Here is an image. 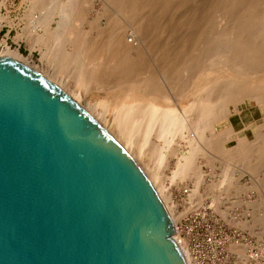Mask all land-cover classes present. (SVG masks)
<instances>
[{"label": "water", "instance_id": "water-1", "mask_svg": "<svg viewBox=\"0 0 264 264\" xmlns=\"http://www.w3.org/2000/svg\"><path fill=\"white\" fill-rule=\"evenodd\" d=\"M131 155L59 85L0 54V264H187Z\"/></svg>", "mask_w": 264, "mask_h": 264}, {"label": "bare ground", "instance_id": "bare-ground-1", "mask_svg": "<svg viewBox=\"0 0 264 264\" xmlns=\"http://www.w3.org/2000/svg\"><path fill=\"white\" fill-rule=\"evenodd\" d=\"M91 1L92 0H66L61 4V15L59 20L57 21V30L52 34L51 37L44 40L46 41L45 43L47 44V48L43 54V59L48 70L43 71L33 64L29 63L28 60L24 58V56H22V54L17 49L13 50L5 42L3 44L0 43V54L12 57L40 71L42 74L50 78L66 93H68L75 101L82 105L108 131V133H110V135L118 143H120V145L131 155V157L138 165L139 163L136 161V157H138V159H146L150 169L146 171V169L144 170L141 165L139 166L142 168L151 184L156 189L159 197L164 202L173 223L175 224L176 219L174 216V206H169L168 203L170 199V186L168 187L167 184L169 183L166 184L162 177V167L169 163V160H171V158L176 157L177 161L175 160V162L177 163H175V165H177V168L173 174V178L178 180L194 179L196 181V184H201L203 175L201 173V170H199L201 164L198 166V156H200L199 154L202 152L203 154L205 153L203 149H201L202 145L200 146L202 142H199V145L197 144V142H195V140L193 139V132L190 133L189 127L181 114L176 109L170 108L165 104L168 99V95L164 92V87L162 86L157 76L158 74L163 76L165 78V82L168 84L166 86H169L168 88L171 89L173 88V90L181 96L184 90H182L183 88L181 89L180 86L185 83L187 86H190V93L188 91L190 96L188 98H186V96H183L184 99L186 98L184 103V111L186 114H184V116L186 115L187 118H189L192 123V130L194 131L196 136H198L203 141V143H206V145H208L212 150H215L221 154H231L234 156L235 154L237 155L240 152H244V157H246V155L249 154L247 149L250 144L252 146L253 143H248L249 140L245 138V136L238 137L237 135L235 143L231 142L236 132L234 133L232 125L230 124V117L234 113H240L242 106L247 104L248 102L264 106V0H216L213 4L211 3L208 9L209 12L207 13V16H209V18L211 16V13V18H214L217 11H226L229 14V19L224 27L220 28L216 32L213 31L210 38H206L207 36L205 34L207 31L204 33L205 30L201 31L200 37H197V40L195 38L196 42H204L206 44L205 46H208L211 42L214 43L217 40V42L220 41V46H217L215 58L208 63V68L206 70L202 68L203 54H201L200 52L193 57V55L190 56L189 54H187L184 48H181V50L178 48L180 52L179 54L177 53V55L176 52L178 50L175 48V54L177 56H173V51L171 52V49H168V51L171 52L168 54L172 55L169 56L166 51L167 45L165 44L161 46L163 47L160 48L161 50L159 49L161 53H165L163 54V56L165 55L164 58H162V54L159 56L162 58L161 60L163 63L161 64V62H157L158 66L161 64L159 66V73L155 75L152 72L150 76L148 75L149 78L144 80V78H146L145 75L144 77L140 78V80L143 78V81L141 80L140 82L136 81L139 80L136 79V77L138 76V73L139 76H143L142 73L144 72L141 71L144 70V67L142 68L143 70H141L139 66L142 67L146 63L142 61L144 65H139L136 60L138 58L141 60L144 59V54L142 53H144L143 51L145 49H142L143 51L141 53L140 48L137 49L136 46H133L136 48L133 51V47H131V44L129 45L127 43H124L123 38V40H121L123 41V44L119 42V39H115L113 37L115 33L112 36L111 33H108V35L106 32L102 31L103 34L106 33L108 36L111 35L110 37H108L106 34H104L108 38H106V36H103L104 40L106 39L105 41H103L102 33H100L101 31L99 32V23L96 22L99 18H95L97 20L91 21V25H93V27L91 26L92 28L90 30H85L80 27L81 21H83L84 15H86V13L84 14V5H86L87 7ZM110 1L113 2L115 6L121 11L128 13L127 15L129 16L130 20H132L130 18V16H132V18L134 19L132 23H135V21H137L138 19H142L143 21L147 19L148 21L154 22L156 20L155 13H170L171 16L169 17H172V15H174V13L172 12H174L177 7V5L175 6V4L173 3L175 1L177 3L178 1L179 7L182 5H186L189 0ZM165 15L169 14H164V16ZM37 20L38 19H35L32 22L31 25L33 27H36L35 25ZM109 20L110 19H108V21ZM142 20L137 21L138 25L139 22L140 24H146L145 21L142 22ZM208 22H211V20H209ZM151 23L152 22L149 23L150 29L152 27ZM220 23L222 24L223 22L220 21ZM114 24L115 23L113 22V24L111 25L116 29V26L118 24ZM149 24L147 27L148 29ZM97 25L99 29L97 28ZM139 27L143 31V25H139ZM139 27L137 26V28ZM137 28L135 33H137ZM118 29H120V27ZM94 30L95 32L96 30H98L97 34H95ZM146 30L144 31V33L146 32ZM30 31L32 32L31 29ZM138 32L141 31L138 30ZM147 34L150 35L149 33ZM147 34L146 36H143V34L140 33V35H142V38L147 37ZM29 35L30 34H28V36ZM117 35L118 38H120V34ZM136 35L139 36V33H137ZM32 37L33 36L31 35L29 36L32 48L36 46V43H40L43 40L41 36L33 38ZM149 38L147 37V39ZM151 38L154 40L156 37ZM187 41L183 40L182 45L187 44ZM118 43H121L120 46L127 44L128 47L125 48H128V51L122 52L123 55L124 53L126 55L123 56L125 57L123 60H121L123 58H121L122 53L120 54L117 51L120 56L118 54L115 55V57L117 56L120 60L117 59L116 62V58L113 54L115 51L114 48H117L116 50H118V48L126 50L123 47L120 48ZM149 43L146 44L149 45ZM114 44H117L119 47H115ZM150 45L153 46L152 43ZM156 45L158 46V43ZM112 46H114V48L111 49ZM111 50L114 51L111 53L109 52ZM136 50H138L139 56L135 60L137 65H139L138 67L136 65L137 69L133 66L135 64H133L132 61L134 60L130 59L134 58L133 56L131 57L130 54L134 53ZM155 50L156 48L154 49V51ZM139 51L143 55V57L141 58V54H139ZM149 51H152L151 48L149 49ZM157 54L158 53L155 54L156 59ZM114 61L116 62V64ZM112 62L114 64H112ZM147 64L149 65L148 62ZM149 66H147V69H145L146 72L148 71V69L149 71H151ZM133 67L135 68L134 71L139 69L141 71L139 70L140 72L135 71L133 73ZM221 70L225 71L226 74H220ZM105 71H108L109 73L111 72L114 76L116 74V77L120 76L118 78L113 76L114 79H117H115L116 81L114 80L115 85L116 82H122V84L120 83V85H123L125 76L132 74L133 79H135L134 82H138V84L134 85L141 86L139 85V83H142V85H144L147 89L145 91L148 93V95L150 94V98L149 100H147V104H144L137 109H125L117 116L116 120L118 121V126L120 127L119 138H116L112 133V130L106 127V122L103 117H97L95 114H92L91 110L81 104L78 96L68 90L66 88V85H64L61 81H59V79H57V75L62 74L68 81L73 80L75 82V86L78 85L84 88L85 91H88L90 88L92 89V87L94 88L95 86H101V88L104 86L105 88V84L107 83L104 82L105 79L103 81V78H100V75ZM129 76H126L128 77L127 79H129V82L133 81L130 80L131 78ZM109 79L113 81V78ZM109 81L110 80H108L107 82ZM111 81L109 85H111L112 83L114 84V81ZM125 81L127 82V80ZM129 82H127V84L124 83V86L128 85ZM111 86H109V89ZM113 87L115 86L113 85ZM127 88L129 87L127 86ZM166 91L168 92V90ZM187 94L184 93V95ZM98 118H100V120H98ZM261 134L262 133L260 132L259 135L261 136ZM176 138L186 141L185 143L188 146L186 149L188 150L184 154L180 155V141H176ZM181 144L183 145V143ZM257 144L259 146V149L256 148L257 151L263 150L262 152H264V135L259 138ZM256 149L253 148L254 151ZM151 173L159 176V178L162 179L161 186H159L155 182ZM230 177V174L227 172L222 179V182L224 184L229 182L224 195L232 194L233 192L239 193L240 191H243V187H241V185L237 183V181L235 182L233 180H230ZM216 185L220 188L221 186L223 187V185L220 183L215 184L214 186ZM198 189L199 188H194L195 191H193L192 197H196L195 195L198 194ZM219 196L221 195L219 194ZM263 221L264 220H262V222ZM241 255L244 256V254Z\"/></svg>", "mask_w": 264, "mask_h": 264}, {"label": "rangeland", "instance_id": "rangeland-1", "mask_svg": "<svg viewBox=\"0 0 264 264\" xmlns=\"http://www.w3.org/2000/svg\"><path fill=\"white\" fill-rule=\"evenodd\" d=\"M65 1L66 0H0V43L3 44L5 42L13 50L17 49L22 54V56H24V58L28 60L29 63L33 64L37 68L43 71L48 70L46 63L43 59V54L47 48V44L45 43L46 41L44 40L51 37L52 34L56 32L57 21L59 20L61 15L60 6ZM215 1L216 0H189L186 3V5L184 6L182 5L179 7H178L179 5L178 1H177L178 4L175 1L173 4H175V6L177 5V7L174 10V12H172L174 13L172 17H169L171 16L170 13H164V14H169L165 16L164 14L155 13L156 20L153 22L145 19L144 21L146 24L142 23L144 22L142 19H138V20H142L141 22L142 24H140L139 22L140 26L143 25L142 27L143 31H142L138 25L137 22L138 20L135 21V23H132V21H134L132 16H130V18L132 19L130 20L129 16L127 15L128 13L121 11L110 0H92L87 7L86 5H84L86 9V10L84 9L85 11L84 14L86 13V15H84V19L83 21H81L80 27L85 30H90L93 27V25H91L92 24L91 21L97 20L95 18H99L100 20L98 19L96 22L99 23L100 29L98 28V25L97 28L99 29V32L101 31L100 33H102V38L103 36H106L108 33L109 34L111 33L112 36L115 33L113 37L115 39L117 38V40L119 39L120 40L119 42L122 43L124 41V43H127L129 45L131 44V47L136 46L137 49L138 48L141 49V53L143 51L142 49H145L143 51L144 53H142L144 54V57L139 51V54L142 55V56L140 55V58L143 57L144 58L143 60L138 58L139 57L138 50L130 54L131 57L132 56L134 57L130 59L134 60L132 61V63L135 64L133 65L135 68L137 63L139 65H144L142 61L146 63L142 67L137 65V67L139 66L141 70L144 69L143 71H141L138 68L141 72L145 73V74L142 73L143 76L141 75L139 76L138 73L139 78L137 75H136L137 77L135 76L136 79H139L136 80L138 82H140L141 80L143 81V78L141 80L140 78L144 77L145 75L146 78H144V80L149 78L152 72L155 75L159 73L160 70L159 66L163 63L161 59L164 58L165 56V55L163 56V54L165 53H161L160 48H163L161 46L165 44L167 45L166 46L167 54L173 51L172 54L175 57L179 54L180 52L179 49L181 50V48H184L187 54H189L190 56L193 55V57L200 52L201 54H203L202 68L206 70L209 66L208 63L215 58L217 46L218 47L220 46V41L217 42L218 41L217 40L214 43L211 42L208 46H205L206 44L204 42L201 41H199V43L196 42L197 37H200L201 31L205 30L204 33L207 31L205 34L207 36L206 38L208 37L210 38L212 32L213 31L216 32L220 28L224 27L229 19V14L226 11H221V12L217 11V13H215L214 18H211L212 16L211 13L210 14L211 19L209 18V16H207V13L209 12L208 9L210 7L209 5L211 3L213 4ZM35 19L38 20L36 21V25H35L36 27H33L31 24ZM108 19H110L109 21H111L112 23L109 22ZM111 19L114 21H112ZM209 20H211V22H208ZM220 21H222L223 23L221 24ZM113 22L115 23L114 25L116 24L119 25L116 26V29L114 26L111 25L113 24ZM150 22H152L151 29L149 24ZM134 24L136 27L134 26ZM148 24H149V29L147 28ZM137 26L140 29L137 28ZM117 27L118 28L120 27V29H118ZM136 28L141 31L138 32L137 30V33H139L140 37L136 35L137 33H135ZM144 28L145 30L147 29L146 32L148 31L147 33H149L150 35H148L146 32L144 33L145 31ZM30 29L32 30V32L30 31ZM102 31L106 32L107 34L104 33L106 34L104 35ZM97 32L98 30H96L95 34H97ZM150 32L153 34V36ZM140 33L143 34V36H146L147 34L148 38L150 36V38L156 37L157 39L155 38L153 40L151 38L150 40V38L147 39V37L142 38V35H140ZM28 34H30L33 37L41 36L43 40L42 41L40 40L41 42L36 43V46L32 48L31 47L32 44L30 43L31 41L29 39L30 35L28 36ZM117 34H120L121 39L118 38ZM107 36L106 38L110 37ZM182 39L184 41L188 40L187 44L182 45L183 42ZM105 40L103 38V41ZM121 43H118V45L120 46ZM146 43H149V45ZM151 43L153 44V46L150 45ZM157 43L158 46L156 45ZM127 44L121 45L120 48L128 47ZM118 45L114 44L115 47H119ZM114 46H112L111 49L114 48ZM148 47L149 49L151 48L152 51H149ZM136 48L133 47L132 48L133 51ZM155 48L156 50L159 51L158 52L155 50L156 53H158L157 59L155 55L156 53L154 51ZM175 48L178 50L177 52ZM114 49L115 51L114 50L109 51L111 53L114 51L113 53L114 57L119 53L121 54L122 52L128 51L127 50L128 48H125L126 50L119 48L118 50H116L117 48ZM168 49L169 50L171 49V52L168 51ZM117 51L119 53H117ZM175 52L176 54L177 53L178 54L176 55ZM161 54L163 56L162 58L159 57ZM168 55L170 56L171 54ZM123 56H126L125 53L124 55L123 53L121 54V58ZM115 58L117 62L118 57L116 56ZM124 58L125 57H123L121 60H123ZM136 58H138L139 61L138 59L136 60ZM135 60L137 61V63ZM147 62L149 63L150 66L147 64ZM157 62L158 63L161 62V64L158 66ZM112 64L114 63L112 62ZM147 66H149L151 71H149V69L147 72L145 71V69H147ZM134 67H133V73L135 71L138 72L139 70L134 71L135 69ZM108 71L103 72L100 75V78H103V81L105 79L104 82L109 85L111 81V79L109 78H113L112 80L114 81L116 78L120 76L116 77L115 73H114L115 76L111 73L112 70L110 72L111 74ZM220 74L224 75L226 74V72L221 70ZM129 75L126 76H129L131 78L130 80L133 81H130L131 82L130 83L129 79H127L128 77L125 76L123 82L125 83L126 82L125 80H127V82H129L130 85L132 84L131 86L129 84L124 86V83L123 85H120V83L122 84V82L120 83L116 82V85L118 83V85L116 86L115 85V81L117 80L116 79L114 81V84L113 83L111 84L112 86L109 85L111 86L110 89L109 86L105 84L106 85L105 88L104 86L102 88L101 86L100 87L95 86L96 88L92 87V89L90 88L88 91H85L84 88L78 85L75 86L74 85L75 82L73 80L68 81L62 74H58L57 79H59V81H61L64 85H66V88L68 90H70L75 95H77L78 98L80 99L81 104H83L86 108L91 110L92 114H95L97 117L98 116L103 117L106 122V127L112 130V133L115 135L116 138H119L120 127L118 126L119 123L116 120L117 116L120 113H122L125 109L126 110H130L132 108L137 109L140 106L147 104V100H149L150 98L149 97L150 94L148 95V93L145 91L147 90L146 87L142 85V83H139V85L141 86L138 85L135 86L136 84H138V82L136 81L134 82L135 79H133L132 74ZM113 76L116 78L114 79ZM157 77L159 78V81L164 87L163 89L165 90L164 92L168 95V99L165 104L170 108L176 109L181 114V116L186 121L189 127L190 133L193 132L192 134L195 142H197L198 145L199 142L200 143L202 142L200 146L202 145L203 148L201 147V149H203L205 153L203 154L202 152L199 154L200 156H198V161H199L198 166L201 164L199 170H201V173L203 175L201 184H196V181L194 179L178 180L173 178V174L177 168V165H175V163H177L175 162V160L177 161L176 157L171 158V160H169V163H167L162 167V177L166 182V184L169 183L167 184L168 187L170 186V191H169L170 199L168 203L169 206H174V214H175L174 216L176 222L180 220L182 217H184L187 212L200 208L201 206H203L204 203L211 204L212 206H214L215 208L214 211L219 215H221L223 218L227 219L228 221L230 220V222H231V217L237 215L238 217L241 218L237 220L236 223L234 224L243 233H245V236L249 240H251L252 244L244 243V242L241 243L232 242L228 246L230 250H232L233 252L235 251V253L237 252L239 254L236 260V264H264V223H263L264 221L262 222V220H264V216H263L264 214V152H262L263 150L257 151L256 149V148L259 149V146L257 144L259 138L264 135V106H260L256 103L248 102L247 104L242 106L240 113H234L230 117V122H231L230 124L232 125V129L234 133L236 132L231 142L235 143L237 136L238 137L245 136V138L249 140L248 143H253L252 146L251 144L250 146L248 145L249 147L247 151L249 152V154L247 153L248 155H246V157H244L245 154L244 152H240L237 155L235 154L234 155L235 157L231 154L228 155L221 154L215 150H212L208 145H206V143H203V141L198 136H196V134L192 130L193 128L191 121L189 120V118H187L186 115H185L186 117L184 116V114H186L184 111V103L186 98L190 96L189 95L190 86H187L186 83L180 86L181 89L183 88L182 90H184L181 96L178 95L176 91L173 90V88L171 89L168 88L169 86H166L168 84L165 82V78L163 76L158 74ZM106 79L107 81L108 80L110 81L107 82ZM127 82L125 84H127ZM113 85L115 87H113ZM127 86L129 88H127ZM143 86L145 87V89ZM169 89H171L172 91ZM166 90H168V92ZM184 93L185 94L188 93V94L184 95ZM183 96L184 97L186 96V98L184 99ZM113 116H114V122H113ZM98 120H100V118H98ZM260 132L263 135L261 134L260 136L259 135ZM257 134L258 137L260 136L259 138L257 137ZM177 140L180 141V147H179L180 155L184 154L188 150L186 149L188 147L187 144L185 143L186 141L176 138V141ZM254 141L257 143H255ZM181 143H183V145ZM253 148H255L256 150L254 151ZM203 156L206 158H204ZM136 158H137L136 161L139 163V165L142 166V168H144V170L146 169L147 171L148 169H150L146 159H138V157ZM227 172L231 176L230 180H233L235 182L237 181V183H239L241 187H243V191H240L239 193L233 192L232 194L224 195L229 182L224 184L222 182V179ZM151 175H153V179L155 180V182L159 186H161L162 179L153 173H151ZM219 183L222 184L223 187L221 186L220 188L217 185L214 186L215 184H219ZM194 188L195 189L199 188L198 189L199 191L197 190L198 194L195 195L196 196L195 198L194 196L192 197L193 191H195ZM184 191H186L187 193L185 195H182ZM219 194L221 196H219ZM248 211L251 213L252 216L249 219H244L243 215ZM259 222L263 224H260ZM252 246L257 249V252L251 253L249 251ZM241 254H244V256Z\"/></svg>", "mask_w": 264, "mask_h": 264}, {"label": "built area", "instance_id": "built-area-1", "mask_svg": "<svg viewBox=\"0 0 264 264\" xmlns=\"http://www.w3.org/2000/svg\"><path fill=\"white\" fill-rule=\"evenodd\" d=\"M186 193L184 191L182 195ZM214 209L211 204L204 203L200 208L187 212L174 224L173 237L187 264H236L239 254L230 250L228 245L232 242L251 243L234 224L241 217L234 215L230 222ZM251 216L249 211L243 215L244 219ZM249 251L257 252V249L252 246Z\"/></svg>", "mask_w": 264, "mask_h": 264}]
</instances>
